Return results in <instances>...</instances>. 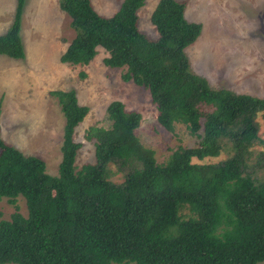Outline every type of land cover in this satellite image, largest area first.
Segmentation results:
<instances>
[{
	"label": "trees",
	"instance_id": "trees-1",
	"mask_svg": "<svg viewBox=\"0 0 264 264\" xmlns=\"http://www.w3.org/2000/svg\"><path fill=\"white\" fill-rule=\"evenodd\" d=\"M146 1L122 0L103 17L90 0H58L74 32L60 63L86 66L103 49L105 67L124 69V83L148 91L160 128L173 132L182 124L197 144L157 164L135 135L140 114L113 101L106 108L109 128L85 135L94 144V164L76 171L74 134L88 108L72 90L49 92L64 117L56 176L0 138V200L14 207L8 221L0 220V264L264 263V153L253 161L264 98L212 89L190 71L185 49L202 27L184 18L185 2L159 0L149 19L157 38L142 34L138 11ZM24 2L16 0L0 36V55L12 60L25 56ZM226 150V160L202 163ZM109 165L121 174L120 184L109 180Z\"/></svg>",
	"mask_w": 264,
	"mask_h": 264
},
{
	"label": "rangeland",
	"instance_id": "rangeland-1",
	"mask_svg": "<svg viewBox=\"0 0 264 264\" xmlns=\"http://www.w3.org/2000/svg\"><path fill=\"white\" fill-rule=\"evenodd\" d=\"M94 11L111 17L122 0H90ZM186 3L184 18L199 23L201 33L185 49L190 71L205 79L212 89L229 90L264 98V0H177ZM159 0H147L138 11V29L149 39L157 33L150 15ZM16 0H0V36L12 23ZM70 18L58 7V0H25L20 38L24 49L22 60L0 55V138L25 156L44 162L46 173L56 176L61 160L60 147L64 117L51 91H74L78 105L88 114L75 129L74 141L80 144L75 169L94 164L93 141L85 139L89 128L108 129L106 108L119 101L128 112L140 114L135 135L141 144L154 151L157 164L163 165L178 147H193L198 139L182 124L166 132L157 124V111L147 90L124 83V69H109L102 60L107 57L97 48L94 59L86 66L60 63V57L74 38ZM83 75V76H82ZM258 143L253 158L264 153V114L258 115ZM230 153L221 152L202 163H219ZM197 162V161H195ZM108 178L114 184L123 179L117 169L108 166ZM19 213L27 216L24 200H16ZM14 207L0 200V220L8 221ZM264 264V263H262Z\"/></svg>",
	"mask_w": 264,
	"mask_h": 264
}]
</instances>
